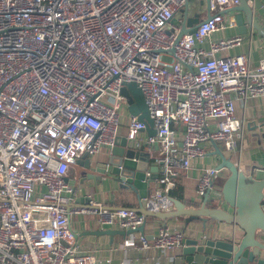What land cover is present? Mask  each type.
<instances>
[{
  "label": "built area",
  "instance_id": "1",
  "mask_svg": "<svg viewBox=\"0 0 264 264\" xmlns=\"http://www.w3.org/2000/svg\"><path fill=\"white\" fill-rule=\"evenodd\" d=\"M201 1L207 17L179 36L191 1L172 24L187 0H0V264H100L81 249L75 215L129 231L125 248H183L184 234L167 225L151 238L133 232L146 221L135 210L90 195L79 203L68 171L115 145L127 83L141 90L155 130L141 136L145 123L129 116L127 139L158 169L146 208L171 209L175 167L206 156V143L236 149L244 124L234 104L264 98V57L252 67L247 54L224 55L241 34L205 48L210 35L235 28L225 12L239 0ZM220 171L202 170L197 199L216 189Z\"/></svg>",
  "mask_w": 264,
  "mask_h": 264
},
{
  "label": "crops",
  "instance_id": "2",
  "mask_svg": "<svg viewBox=\"0 0 264 264\" xmlns=\"http://www.w3.org/2000/svg\"><path fill=\"white\" fill-rule=\"evenodd\" d=\"M189 7L187 15L190 18L199 17L200 19L207 17L206 6L201 0H193ZM249 3H251L249 1ZM259 8L255 9V17L259 31L251 27H247L246 33L241 34L244 40L236 47L224 52V55H236L244 53L249 55L250 64L252 67L257 65L259 59L264 57V0H259ZM240 34L235 28L226 27L216 33L210 35L203 46L208 47L210 41L218 38H225ZM236 117L243 120L244 130L241 140L237 141L236 149L228 153L225 150L221 152L225 157L237 165L245 175L253 179H264V98L257 97L256 99L248 100L244 105L239 100L235 101ZM130 114L127 109L121 111L120 123L118 128V136H127V125ZM179 129V128H178ZM149 135L146 131L141 132V136ZM127 138V137H126ZM219 144L207 145V154L202 159L187 160L183 167H175L178 172L176 185L170 190L169 197L183 203L186 208L199 209L202 206L203 200L196 198L195 189L198 182V177L202 170L207 167H217L220 164V159L217 154H214L215 149L220 150ZM222 145V144H221ZM110 149L101 148L99 152L90 157L92 163L102 162L107 159ZM155 156L149 157V164L146 173L149 174V167L155 166ZM174 165H177V159H171ZM158 175V170H157ZM228 173L225 169H221L216 189L210 192L207 196L211 208L213 204H223L222 198L219 195L224 183V179ZM69 182L74 184V171H68ZM156 183V181H155ZM153 184V189L150 194L155 191L156 184ZM79 203L87 204L88 195L91 196L90 201L103 203L108 207H127L137 208L138 201L134 192L126 189H118L115 184L109 181H103L102 187L95 181L87 180L83 184L77 185ZM220 196V198H219ZM83 199V202L80 201ZM264 209V201L262 203ZM172 210V207L171 209ZM169 210V211H170ZM167 225L171 229L180 230L184 234L185 240L188 239H225L239 241L244 236L242 229H239L234 224H229L224 221L216 223V221L208 220L204 225L199 217L180 216L173 219H160L157 217H146L143 233L149 238L152 233L160 226ZM70 226L77 235V240L80 242L81 249L85 252L94 253L101 261L100 264H181L183 255L182 249L176 250H141L139 248H125L123 242L127 234H102L97 231L105 230H120L114 227H100L95 219L90 215H75L70 217ZM138 233H133L136 237ZM258 241L264 244V232H259ZM264 260V249L259 251L257 259ZM109 261V263H106ZM243 259L240 264H242Z\"/></svg>",
  "mask_w": 264,
  "mask_h": 264
},
{
  "label": "water",
  "instance_id": "3",
  "mask_svg": "<svg viewBox=\"0 0 264 264\" xmlns=\"http://www.w3.org/2000/svg\"><path fill=\"white\" fill-rule=\"evenodd\" d=\"M188 1L183 9L186 12ZM249 1L251 3H249ZM259 0H239V4L226 13H233L237 32L245 34L247 27L259 31L254 10L259 8ZM198 17L186 19L181 27L179 36L182 33L192 32L199 24ZM264 37V33H261ZM121 96L126 99V109L131 116H136L146 125L144 131L154 135L152 119L149 117L144 96L141 90L134 83H127L121 89ZM220 159L218 170L225 169L228 173L221 188V201L207 207V196L203 197L202 206L199 209L186 208L182 202L168 197L172 202V210L162 212L154 208H146V198L150 195L153 184L158 178L157 167H149V174L146 173L149 164V156L141 149L134 146V141L126 137H117L115 145L110 149L106 160L92 163L89 157L83 156L71 166L74 171V187L83 184L87 180L95 181L101 185L103 181L115 184L118 189H126L135 193L138 207L129 208L145 217H157L160 219H173L180 216L199 217L205 225L208 220L220 223L222 221L234 224L242 229L244 236L239 241L225 239H188L184 241L182 248L181 264H264L263 259H257L259 251L264 249V244L257 240L259 232H264V179H253L244 174L232 161L227 159L221 150L215 149ZM67 179V178H66ZM83 202V199H80ZM127 208V207H126ZM143 226L133 232H143ZM96 233L109 235L128 234L124 230H105ZM77 238V235H76Z\"/></svg>",
  "mask_w": 264,
  "mask_h": 264
},
{
  "label": "rangeland",
  "instance_id": "4",
  "mask_svg": "<svg viewBox=\"0 0 264 264\" xmlns=\"http://www.w3.org/2000/svg\"><path fill=\"white\" fill-rule=\"evenodd\" d=\"M191 2H192V1H191ZM191 2H190V3H191ZM182 13H183L182 10H180V12H177V13L175 14L174 18L172 19L171 23H172V24H175V23L177 22V19L180 18V16H181ZM206 145L209 146L208 143H206ZM218 147L220 148V150L222 149V151H224L223 145H221V143L218 145ZM227 159H229V158L227 157Z\"/></svg>",
  "mask_w": 264,
  "mask_h": 264
},
{
  "label": "trees",
  "instance_id": "5",
  "mask_svg": "<svg viewBox=\"0 0 264 264\" xmlns=\"http://www.w3.org/2000/svg\"><path fill=\"white\" fill-rule=\"evenodd\" d=\"M169 193H171V192L169 191ZM169 193H168V194H169Z\"/></svg>",
  "mask_w": 264,
  "mask_h": 264
}]
</instances>
